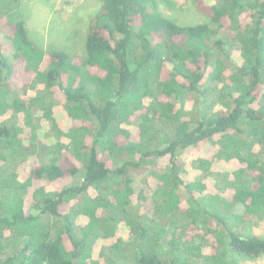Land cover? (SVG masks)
I'll return each mask as SVG.
<instances>
[{
	"label": "trees",
	"instance_id": "16d2710c",
	"mask_svg": "<svg viewBox=\"0 0 264 264\" xmlns=\"http://www.w3.org/2000/svg\"><path fill=\"white\" fill-rule=\"evenodd\" d=\"M99 2L78 53L0 0V264H258L264 0H193L195 25ZM213 160L238 166L228 196Z\"/></svg>",
	"mask_w": 264,
	"mask_h": 264
},
{
	"label": "rangeland",
	"instance_id": "374dc122",
	"mask_svg": "<svg viewBox=\"0 0 264 264\" xmlns=\"http://www.w3.org/2000/svg\"><path fill=\"white\" fill-rule=\"evenodd\" d=\"M177 2L176 8L171 5L161 4V9L164 14L175 18L183 25H195L205 21L206 16L201 14L194 4L193 0H172ZM14 8L18 9L23 20L28 25L30 38L36 45H41L44 35L46 43L53 47L61 46L74 50L78 53L85 52V33L88 27L89 16L94 14L100 6L99 0H17ZM12 3L10 7H12ZM17 6V7H16ZM69 40H72V45H69ZM6 44L5 53H12L11 46ZM20 78V76H17ZM57 106L63 102L62 94L57 91L54 95ZM214 150L207 148L206 151H190L186 155L188 166L193 160L202 158H210ZM200 157V158H201ZM236 165V166H235ZM211 175L206 180L210 192H217V189L222 190L225 196L230 194V190L226 189L228 185V177L238 169L235 162H225L213 160V165L210 168ZM199 170L192 169L189 177H198ZM201 177V176H200ZM65 181H61L63 183ZM102 258L99 250L95 252L94 257ZM102 253V252H101ZM106 264V263H105ZM258 264H264V259H261Z\"/></svg>",
	"mask_w": 264,
	"mask_h": 264
}]
</instances>
